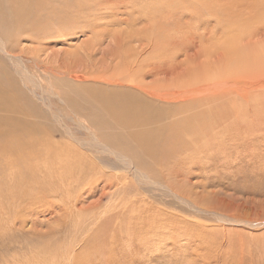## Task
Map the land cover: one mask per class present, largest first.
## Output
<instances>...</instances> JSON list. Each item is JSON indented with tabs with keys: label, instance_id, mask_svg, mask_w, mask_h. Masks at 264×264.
Here are the masks:
<instances>
[{
	"label": "rangeland",
	"instance_id": "1",
	"mask_svg": "<svg viewBox=\"0 0 264 264\" xmlns=\"http://www.w3.org/2000/svg\"><path fill=\"white\" fill-rule=\"evenodd\" d=\"M125 1L0 0V22L12 29L16 19L24 23L11 39L0 32L5 45L0 70L9 75L0 76V264H264V136H238L235 146L232 130L216 132L213 149L185 153L184 181L174 187L177 196L147 190L134 171L90 143L95 136L83 125L102 134L97 119L107 88L111 98L135 95L140 103L149 101L130 86L98 81H113L126 61L145 59L139 56L154 43L146 33L153 22L133 23L119 13ZM202 1L174 0L177 5L169 6L166 17L173 21L167 28L170 38L199 36L202 20L210 18L206 13L196 22L193 12ZM111 9L118 22L108 15ZM204 37L208 44L196 49L171 44L166 73L145 82L166 75L170 95H184L191 86L202 85L204 77L217 76L212 34ZM19 67L40 84L38 95ZM75 74L86 80L74 79ZM23 95L35 111L20 100ZM88 104L95 109L86 112L92 117L85 113L76 119ZM154 106L167 115L162 106ZM227 106L219 102L222 110ZM193 109L185 114L202 107ZM228 118L225 112L223 120ZM240 130L233 134L243 135ZM180 137L184 143L192 138ZM192 139L191 151L199 148ZM204 139L208 136L200 137V144ZM181 156L176 152L163 170L171 171ZM176 179L166 178L172 184Z\"/></svg>",
	"mask_w": 264,
	"mask_h": 264
},
{
	"label": "bare ground",
	"instance_id": "2",
	"mask_svg": "<svg viewBox=\"0 0 264 264\" xmlns=\"http://www.w3.org/2000/svg\"><path fill=\"white\" fill-rule=\"evenodd\" d=\"M176 5L174 0H129V2L125 1L123 3L124 11L122 13L119 11V13L126 15L132 20L131 22L138 23L142 20L153 22L152 27L147 29L146 33L150 32L154 43L147 44L145 52L139 56L145 57V59H132L131 62L125 60L126 63L123 64V69L118 70L117 77H113V81L110 78L111 76L108 77L109 80L101 79L98 81L111 86H130L135 89V93H141L143 97L145 95L146 99H149L145 102L150 104L138 102L141 98L137 100L134 98L135 95L132 96L133 98L130 96L132 99L124 100L116 97L111 98L110 92L107 93V88L104 92L106 97L101 99L102 116L97 119L99 121L98 128L102 130V134H100L102 136L96 135L87 124L83 125V129L88 134L95 136H91L90 143L93 146L101 145L103 153L116 158L117 163L115 164H121L123 167L125 166L127 169L134 171L136 177L148 188L147 190H159L174 196H177V192L174 191L177 182L184 181L183 162L187 158L185 153L198 154L203 148L208 150L212 148L214 145L212 144V138H215L216 132L232 130L230 137L234 143L232 144L235 146L238 136L244 139L252 134H254L253 138L264 136V0H208V2L203 0L202 8L194 11L193 15L197 19L196 22L206 13L210 15V18L202 20L203 23L200 25L203 27L199 36H188L183 40L182 36H179V39L177 37L170 38L167 34V28L173 24V21L166 18L167 10L169 6ZM108 15L111 17L115 15L114 23L117 21L118 15L114 9H111ZM124 18L121 17L120 21L127 20H124ZM16 21L17 25L13 26V29L5 22H0V32L4 33L3 36L7 35L6 37L11 39L12 36L16 37L19 32L21 33L22 24L24 23L19 19H16ZM213 21L215 23L211 24ZM155 28L156 31H154ZM209 34H212L211 48H214L218 54L217 64L214 65L216 74L218 73L217 76L212 74L204 77L202 85L197 86L196 84L191 86L187 93L184 92V95L174 93V96L170 95V90H168L169 83L166 75L152 83L145 82L147 77H155L166 73L167 65H169L167 51L170 49L171 44L178 46L182 42L186 50L196 49L197 46L208 44V40L204 36ZM103 35H105V32L102 33ZM2 37L0 35L1 50L5 47L1 40ZM119 57L121 58V54H119ZM121 60L123 62V59ZM18 70L25 82L28 80L33 84L32 91L38 95L37 89H41L40 84L33 80L32 75L23 69L21 70L20 67ZM225 74L228 78H224ZM0 76L6 78L9 75L5 69H1ZM125 77L128 78L130 85H127ZM73 78L78 81L86 80V76L81 74H75ZM108 90L111 91V89ZM189 92V97H186ZM22 97L20 100L27 101L28 107L30 106L29 108L35 111V107L29 104L27 97L24 95ZM219 102L224 108L228 105L227 110H222L219 107ZM198 104L200 108L202 107L201 111L198 110L197 113L194 111L195 114L190 115L185 114ZM154 105L162 106L167 115L158 110L155 112L156 106ZM91 111H95V109L91 104H88L84 110L75 111L77 113L75 114L76 119L80 114H84L83 116L86 114L91 115L86 113H91ZM225 112H228L229 118L224 121L223 114ZM192 115H194L193 119H191ZM102 117L104 119L109 118L110 121L103 123L105 121H102ZM209 117L214 119L209 121ZM78 121L82 122L81 118ZM162 122L164 123L161 124ZM153 124L158 126L155 127L154 125L155 128H151L150 126H153ZM233 129H236L237 132L241 129L240 131L244 136L236 133V131L233 134ZM117 130L123 131V133L118 135ZM182 135H190L196 141L198 140L196 145L199 148L192 147L193 151L187 148L188 144L189 146L193 145L190 143L192 138H190L189 143H184V138L180 137ZM204 136H208V141L204 139L205 142L200 144L199 138H204ZM72 138L77 143L81 142L76 137ZM164 140L168 141L167 146ZM251 141H253L252 138ZM88 145L91 144L88 143ZM199 149L201 150L198 151ZM208 150L207 153L210 151ZM176 152L183 156L178 160H174L173 164L175 165L171 171H164L163 167L171 162ZM132 153L137 155L135 160L130 155ZM142 154H146V157H141ZM187 162L189 161L187 160ZM143 166L149 168L150 172L145 170ZM166 178L178 179L172 184ZM184 200L186 201V199Z\"/></svg>",
	"mask_w": 264,
	"mask_h": 264
}]
</instances>
